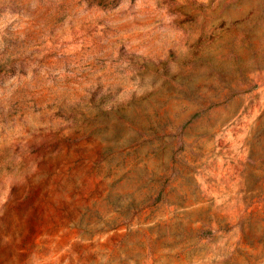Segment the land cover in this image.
Wrapping results in <instances>:
<instances>
[{"label":"rangeland","instance_id":"374dc122","mask_svg":"<svg viewBox=\"0 0 264 264\" xmlns=\"http://www.w3.org/2000/svg\"><path fill=\"white\" fill-rule=\"evenodd\" d=\"M0 264H264V0H0Z\"/></svg>","mask_w":264,"mask_h":264}]
</instances>
